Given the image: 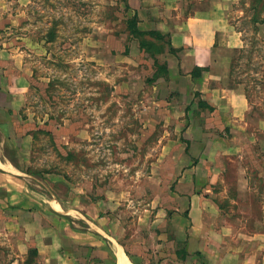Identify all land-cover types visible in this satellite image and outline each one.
<instances>
[{
  "label": "rangeland",
  "instance_id": "374dc122",
  "mask_svg": "<svg viewBox=\"0 0 264 264\" xmlns=\"http://www.w3.org/2000/svg\"><path fill=\"white\" fill-rule=\"evenodd\" d=\"M189 8L197 3L190 2ZM130 15L127 0H0V50H7L8 57L0 61L5 82L0 83V264L37 260L29 252L33 248L19 251L22 226L14 222V212L34 208L20 207L19 201L31 204L38 193H53L65 208L76 193L74 186H83L96 199L120 195L118 205L105 214L118 239L139 255L140 264L200 260L193 253L187 261L174 257L184 240H169L171 224L182 229L187 225L172 218L189 141L182 134L185 129L165 117L172 97L161 79L167 45L146 36L148 44L139 48L129 33ZM224 16L242 44L239 51L218 49L217 56L231 68L224 83L244 87L250 109L246 124L236 125L231 133L241 141L240 155L230 162L221 159L225 169L215 172L223 180L208 187L210 192L197 187L213 198L218 220L236 224V240L230 244L243 245L242 253L251 256L254 241L264 246V0H230ZM18 76L17 88L7 90L6 82L14 84ZM10 104L15 108H8ZM193 110L200 116L207 108L197 104ZM210 122L206 132L212 140L218 130ZM192 146L195 151L200 147ZM238 177L246 179L243 186L238 187ZM160 209L166 222L158 224L153 236L140 215L148 213L151 219ZM28 219V214L22 217ZM68 220L67 215L40 218L58 229ZM77 226L80 230L86 225L80 221ZM62 232L64 245L77 247L82 235L72 238L68 230ZM253 232L257 240H252Z\"/></svg>",
  "mask_w": 264,
  "mask_h": 264
},
{
  "label": "crops",
  "instance_id": "0c3cea01",
  "mask_svg": "<svg viewBox=\"0 0 264 264\" xmlns=\"http://www.w3.org/2000/svg\"><path fill=\"white\" fill-rule=\"evenodd\" d=\"M192 1L197 3V8H189ZM229 2L230 0H127L130 17L136 15L138 28L166 35L175 49L171 52L167 47L163 55L166 73L161 79L166 80V89L172 93L171 104L165 117L168 121L176 123L180 129H185L182 134L189 142L185 141L184 145L186 152L188 149V153H184L188 163L177 179V192L173 197L178 205L175 206L176 213L172 221L177 218L178 222L182 218L187 224L183 229L174 226L175 224L170 226L173 236L169 240L173 244L184 240L182 247L174 249V257L187 261L193 253L200 259L196 264H264V246L261 247L260 242L254 241L251 256L242 253L243 245L230 244L236 240V224L230 220H218L220 212L213 209V198L209 197L208 193H199L197 187L205 186V190L210 192L208 187L223 180L219 176L220 173L215 172L225 169L220 163L221 159L227 158L230 162L235 154L240 155L241 141L231 133L236 125L246 124L245 115L250 109L244 87L224 83L228 80L231 68L217 56L220 48L233 51L242 48L238 31L224 18V11ZM6 53L7 50H0V61L8 60ZM1 67L3 65L0 63ZM16 78L17 82L14 84L6 82L7 90L17 88L21 76ZM1 82L4 81L0 77ZM0 88H3L2 84ZM196 100L213 109L210 111L207 108L205 113L201 111L200 116L195 115L193 107L198 104ZM165 102L169 103L168 100ZM15 106L10 104L8 108ZM211 120L218 130L212 140L206 132L210 128ZM198 123L203 125L199 126V134L196 137L194 135ZM262 123L264 129V120ZM224 132H228L230 136L226 137ZM193 143L200 146L197 151L193 150ZM204 145L206 148L203 151ZM162 150L165 154V146ZM205 169L208 170L203 173ZM238 178V187L243 186L242 181L246 182V179ZM186 186L188 191L184 188ZM74 189H77L76 193L71 194L65 208L58 202L59 194L53 193L52 196L38 193L31 204L26 203V199L19 201L20 207H34L31 210L18 209L14 212V222L22 226L20 253H27L29 248H33L37 256L33 264H116L117 245L121 244L129 260L131 258L133 264H140L136 257L139 255L130 252L118 239L109 217L105 214L108 209L118 205L120 195L116 199H96L92 198L83 186H74ZM144 211L147 212V208ZM145 212L141 213L140 219L151 228L154 236L158 224L161 221L166 222L165 212L157 210L151 219ZM27 214L29 219L22 220ZM64 215H67L69 220L67 226L62 224L61 229L52 224L44 225L40 221V218L54 220V217ZM80 221L86 226L77 230ZM62 230H68L72 238H75L76 233L82 235V239L77 241V247L71 249L64 245ZM256 235L257 232H253L252 240H257ZM165 241L163 238L160 243ZM178 253L181 257L177 256ZM10 264H22L21 259H14Z\"/></svg>",
  "mask_w": 264,
  "mask_h": 264
},
{
  "label": "trees",
  "instance_id": "16d2710c",
  "mask_svg": "<svg viewBox=\"0 0 264 264\" xmlns=\"http://www.w3.org/2000/svg\"><path fill=\"white\" fill-rule=\"evenodd\" d=\"M127 22L129 23V27H128L129 28V33H130V35H132V37H134L138 41L139 48H142L143 45H147L148 44L147 41H145V39H146L145 37L146 36H149V37L155 36L156 38L162 39L166 43L169 51H171V52L175 51V49L171 46L169 39H167L166 35L161 34V33L157 32V31L140 30L138 28V26H137V17H136V15L132 16L131 18H128ZM164 70H165L164 73H166V67H165ZM200 104H204V103L201 102V101H198V105H200ZM206 108H208L210 111L213 109L211 106H207ZM30 251H32L34 253V255L36 254V251L34 249H29V252Z\"/></svg>",
  "mask_w": 264,
  "mask_h": 264
},
{
  "label": "bare ground",
  "instance_id": "6f19581e",
  "mask_svg": "<svg viewBox=\"0 0 264 264\" xmlns=\"http://www.w3.org/2000/svg\"><path fill=\"white\" fill-rule=\"evenodd\" d=\"M2 150V149H1ZM2 154V153H1ZM4 157V156H3ZM6 162V161H5ZM6 164H7V162H6ZM6 166V165H5ZM111 240H113V239H111ZM111 245H113V244H111ZM116 245V244H115ZM121 245V244H120ZM120 245H117V258H118V260H119V264H133L130 260H129V258H128V256L125 254L126 252H124L123 250H122V247L120 246ZM110 247H112V246H110ZM115 249V248H114ZM115 251V250H114Z\"/></svg>",
  "mask_w": 264,
  "mask_h": 264
}]
</instances>
